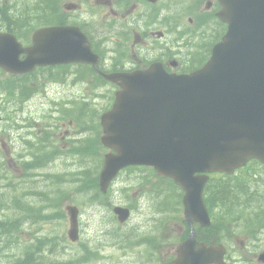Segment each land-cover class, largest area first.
Wrapping results in <instances>:
<instances>
[{
	"label": "water",
	"instance_id": "95a60500",
	"mask_svg": "<svg viewBox=\"0 0 264 264\" xmlns=\"http://www.w3.org/2000/svg\"><path fill=\"white\" fill-rule=\"evenodd\" d=\"M231 14L223 42L205 66L188 75L136 70L105 77L118 82L112 109L101 118L105 154L99 175L104 192L127 165H151L184 190L185 218L209 225L201 193L205 171L231 172L248 158L264 162V0H225ZM26 53L24 60L18 59ZM89 43L75 27L37 30L22 48L0 34V66L26 72L35 65L84 61ZM71 240L77 239V208L67 207ZM121 221L127 211L115 209ZM174 264H223L224 249L199 243L191 229Z\"/></svg>",
	"mask_w": 264,
	"mask_h": 264
},
{
	"label": "rangeland",
	"instance_id": "374dc122",
	"mask_svg": "<svg viewBox=\"0 0 264 264\" xmlns=\"http://www.w3.org/2000/svg\"><path fill=\"white\" fill-rule=\"evenodd\" d=\"M19 1L10 0L12 3H17L16 6H19ZM94 2V0H62L60 7L67 3L78 4L80 7L74 14L86 16V12L90 10L89 6H92L91 3ZM90 11L92 12V9ZM56 71L53 70V77H40L39 80L46 78V83L40 84L37 92L24 102L16 101L13 96L11 100L3 101L2 96L5 92L0 91L2 95L0 96V162L4 163L3 168L10 173L7 178L13 179L10 186L11 180L2 179L0 181L1 191L12 190L13 185H16L17 189L12 190V193L21 192L22 187L32 186L33 191L44 194L48 191L49 198L60 201V203L54 202L49 211L30 213L27 216H34L35 221L24 219L20 223L22 241L30 242L31 238H43L46 235L58 241V246L63 249L61 254L65 256L75 251L78 256L88 249L92 251V254L79 264H158L172 257L185 231V219L182 206L178 204L179 190L170 189L168 186L170 183L165 178L148 171L146 167H139L121 172L112 183L108 194L95 196L93 201L90 199L91 192L86 193L79 190L77 185H79L81 172L94 169L96 165L93 160L99 158L101 161L107 150L99 146V135L102 133L99 117L91 118L92 115L89 113L85 116V120H77L65 116L63 110L72 107V101L79 103L85 101L89 103L88 108L98 114L105 107L108 95L112 92V86L105 84L94 90L90 81H76L75 74H71L73 70H68L67 75L62 70H59L56 75ZM8 77L0 71V80L7 78L3 81L4 88L10 86ZM95 92L99 95L97 98L92 95ZM65 101H68L67 105ZM79 114L80 112L75 114V117ZM50 126L53 133L48 136L43 146L46 151L54 150L55 155L47 160L43 159L42 163L46 166L34 169L36 171L34 177L19 179V176H23L20 160L24 162L29 152L25 141H34L35 146H38ZM89 127H92L93 132L88 133L85 130H89ZM82 137H89L91 142L81 148L75 147L72 140ZM50 139L53 141L52 144L49 143ZM90 145H93L97 157L90 155L88 151V149L91 151ZM251 165L253 168L250 171V177L260 182L251 184L249 191L259 195L263 194L264 167L256 163ZM47 174L64 175L66 181L57 183L53 181V178L47 177ZM157 188H161L162 191L157 193ZM41 199L44 201L40 202ZM24 200L36 207L50 202L44 195L31 193L26 194ZM161 201L166 202L167 206L174 203L175 207L170 211L162 210L161 212L159 211ZM105 203L109 205L106 206ZM69 204L79 207L81 213L79 218L80 240L76 243H71L67 238L69 220L65 207ZM112 204L133 206L130 220L122 227H119L113 218ZM252 206L254 203L249 205L250 208ZM227 213L233 215V221L225 218L226 226H221L219 230L220 241L228 247L227 262L228 264H245L250 254L245 246V250L241 249L242 242H249V233L243 226L244 221H239L240 225L234 229L236 226L234 216L237 213L225 211L220 213L217 208L213 209L211 217H218L214 222L221 224L222 216ZM117 229L121 237L127 239L128 244L115 242L114 230ZM150 237L156 238V241L149 242ZM56 240L54 241L57 242ZM119 244L122 247H118ZM9 247L10 249L7 250ZM14 252H17L14 245L0 247V264H6L12 259ZM75 258L78 257L75 256Z\"/></svg>",
	"mask_w": 264,
	"mask_h": 264
},
{
	"label": "flooded vegetation",
	"instance_id": "af4514ba",
	"mask_svg": "<svg viewBox=\"0 0 264 264\" xmlns=\"http://www.w3.org/2000/svg\"><path fill=\"white\" fill-rule=\"evenodd\" d=\"M89 1V0H88ZM87 16L66 11L63 25H75L98 56L92 70H194L203 65L227 25L217 16L220 0H94ZM90 3V2H89ZM205 59V60H204ZM263 222L250 227L247 264H264ZM245 246V247H244Z\"/></svg>",
	"mask_w": 264,
	"mask_h": 264
},
{
	"label": "trees",
	"instance_id": "16d2710c",
	"mask_svg": "<svg viewBox=\"0 0 264 264\" xmlns=\"http://www.w3.org/2000/svg\"><path fill=\"white\" fill-rule=\"evenodd\" d=\"M8 1V0H7ZM9 2V1H8ZM58 0H20L19 6H16L17 3H6L5 1H0V16L3 19V27L8 30L15 32L17 35H21L23 31L27 28L33 27V24H50L54 21H59L57 18L55 19L50 15L49 12L54 13L56 11V3ZM46 12L47 15L43 13ZM82 71V70H81ZM95 78L98 79V86L102 82L99 75H97L93 70H90ZM22 79L17 77L10 78V86L6 89L7 97L12 96V89L14 87L13 93L16 94L18 98L22 100L27 98L32 91L31 87L24 86L20 90V86H23ZM100 82V83H99ZM30 144V143H29ZM82 147V146H80ZM34 151H30L29 160L24 161L21 164V168L23 171V176H19V179H29L36 175V171L34 169H39L43 167V159L47 160L51 155L49 153L43 152L41 146H33ZM88 149V147H87ZM91 151L88 149L91 156L97 157L95 154V149L93 145H90ZM84 153L83 151H79ZM82 158V154H81ZM95 164H98V158L93 160ZM4 167V163L0 162V181L2 179L11 180L9 186L12 185V178L8 174V170ZM39 167V168H38ZM97 168H91V170L82 171L81 176L79 177V190L82 192L92 193L91 200L93 197L100 195L98 193L97 188ZM47 177L53 178V181L57 183H63L66 181L64 175L59 174H47ZM32 186L29 188L22 187L21 192L12 193V190L17 189L16 185H13V189H8L1 191L0 188V247H8L10 245H14L17 252H14L12 259H10L6 264H72L71 256L60 255L57 256L55 254L56 245L55 238H50L48 236H44L41 240H37L36 243L29 244L27 242L22 241V234L20 231V223L27 220V217L30 213L49 211L52 209V204L54 202H59V200H52L53 198H49L47 194L42 192H35L32 189ZM94 191V194H93ZM38 194L44 195L46 199H48V203L45 205L40 204L39 206H35L24 200V196L26 194ZM58 195V194H57ZM40 202L44 201L43 199L39 200ZM34 217V216H33ZM32 217V218H33ZM29 218V219H32ZM215 226V225H214ZM57 241V240H56ZM47 246V250H44ZM10 247L7 249L9 250ZM46 252L47 256L43 257L40 253Z\"/></svg>",
	"mask_w": 264,
	"mask_h": 264
}]
</instances>
